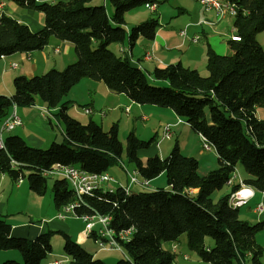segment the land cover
<instances>
[{
    "label": "trees",
    "instance_id": "16d2710c",
    "mask_svg": "<svg viewBox=\"0 0 264 264\" xmlns=\"http://www.w3.org/2000/svg\"><path fill=\"white\" fill-rule=\"evenodd\" d=\"M10 1L41 11L44 25L31 31L17 19L0 15V58L40 50L55 37L74 45L76 59L62 70L51 68L32 77L17 75L12 81L13 94L0 95V121L12 105L31 106L37 97L48 108L59 106L58 117L64 126L62 142H52L45 149L30 146L19 135L3 137L0 175L13 182L25 180L38 196L45 195L51 179L56 209L74 204L72 211L78 217L107 215L115 236L132 228L128 240L116 237L124 255L117 264H173L175 253L162 244L182 234L186 248L202 263L264 264V249L256 239L264 230V219L253 224L241 220L240 207L231 206L228 200L239 187L236 181L228 183L238 166L249 174L243 179L247 186L264 191V121L255 114V107L264 106V49L256 40V34L264 30V0H224L235 7L234 35L239 40H228V54H219L208 45L206 75L180 62L156 67L149 75L109 49L126 39L132 47L139 36L152 40L159 26L156 17L127 31L124 15L139 5L164 0H108L113 6L110 18L94 0ZM83 78L102 81L110 91L135 103L171 109L213 146L218 166L199 174L198 160L182 154L177 142L166 156L156 154L142 160L138 150L148 148L154 137L143 140L129 131L123 146L116 123L104 131L91 118L82 123L70 116L64 98ZM122 155L138 178L150 181L163 174L166 187L128 192L122 186L97 188L77 198L67 180L43 174L55 163L89 173L107 172L121 166ZM224 186L228 192L214 200L213 192ZM53 233L41 232L33 239L14 236L11 224L0 217V250L15 249L21 257V263L7 260L5 264H40L51 252ZM61 236L67 259L63 264H104L68 234ZM89 236L95 240L94 232Z\"/></svg>",
    "mask_w": 264,
    "mask_h": 264
},
{
    "label": "crops",
    "instance_id": "0c3cea01",
    "mask_svg": "<svg viewBox=\"0 0 264 264\" xmlns=\"http://www.w3.org/2000/svg\"><path fill=\"white\" fill-rule=\"evenodd\" d=\"M38 1L52 2L54 0ZM92 3L96 5H103L108 17H111L112 10L108 7V0H94ZM159 4L160 3L155 4L156 7L154 10L148 8L145 5L148 11L144 18L147 19L148 17H152L150 15L152 13L153 17H156L159 22V26L157 27L156 33L152 40H147L144 37L139 36L132 47H129L127 39L123 43L117 44L118 50L125 54L124 56L129 59L131 64L139 67L149 75H151L153 69L156 67H165L168 64L177 62H180L185 67L200 71V68H205L206 66V63L204 62L206 59L208 45L219 54H228L229 47L227 42L229 39H231L235 32V28L233 26L234 16L224 14L223 17L218 18L214 11L205 10L203 6H201L196 0H168L162 5ZM131 11L134 10L132 9L127 11L124 16L126 17L128 13L129 15L132 13L131 20H133L132 22L135 24L145 20L139 19L141 18L138 14L139 11ZM2 14L11 16L26 24L31 31H38L44 25V15L41 11L22 8L10 0H0V15ZM167 20L170 24L168 27L165 26L166 23H164ZM171 20L175 21L172 22ZM131 26L132 23H128L127 25V22H125L124 27H126L125 29L127 31ZM182 29H185L186 35L184 37L179 35V32ZM195 35H199V39L196 43H193L190 41V38ZM256 40L264 49V30L256 34ZM56 49L58 51H55ZM147 53L150 54L149 58L146 57ZM139 54H141L140 57ZM75 59L76 54L74 45L69 41L60 40L55 37H50L48 43L40 50L31 52H17L8 56H4L0 58V93L9 95L12 94V81L17 75L32 77L42 74L51 68L62 70L67 64L75 61ZM12 63H16V67L11 66ZM64 100L67 101L66 111L72 117L75 116L71 113L72 110L76 111V113L78 112V114L83 113V111L79 112L78 108H75L76 105L80 107H91L93 110L91 115L95 114L100 118V120H103L108 116L107 111L110 108L111 110L109 111L113 112L114 109L122 108V106H124V110L125 108H128V113H125L126 115H128L132 109H136L142 113V118L146 121H148L149 118L145 115V113H153L158 117V126L154 127L155 136L156 134L158 135V132H161L162 134L165 124H170L172 128L174 124L179 125L183 123L182 121H179L180 118L177 117L169 108L135 103L122 93H113L102 81H94L89 78H83L78 83H76L65 96ZM111 102H114L115 104L113 107H110L112 106L110 105ZM260 109H264V106L255 107V114L259 119L264 121V110ZM58 111L59 106L48 108L45 103L36 97L33 105L24 107L18 106L16 108V113L21 120V124L15 127L13 130L6 132L5 136L15 134L21 136L32 147L45 146L51 138L50 134H52L54 126H58L61 131L63 130L64 126L58 117ZM99 112H103V115H101ZM91 115L89 118H92ZM110 118H112L110 119V122H114L113 116ZM171 130L172 129H170V132ZM197 135L200 136L199 134ZM162 138L163 135L161 136V139ZM151 144L149 145L150 150L142 153L141 155H139L141 149L138 150L137 154L142 160H145L147 157L156 154L160 157L165 156L164 154H161L157 142L154 145ZM120 164L121 166L118 167H125L123 162ZM214 166H218L217 157L216 163L214 162ZM132 168H134L133 165ZM211 168L213 169L215 167ZM109 170L107 172L115 179L116 184H103L102 188L104 190H112L117 186L125 187L127 185L128 180H126V176L124 182H122L124 177L121 179V176L119 177L118 175H114ZM162 175L163 174H161L159 177ZM247 177H249V175ZM152 181L154 180H150V182ZM20 184L11 181L6 175H0V189L3 190L2 193L8 190L11 185H14L15 188L18 189L21 187ZM132 186L130 189H133ZM29 191L31 190L29 189ZM1 197L2 195H0V214H4L2 213L3 211L8 212L10 209L7 208L6 202H4ZM254 198H258V202L256 204L260 202L263 204L262 198H264V191L262 194H260L254 190V195L249 201ZM255 207L253 209V214L256 216V219L261 220L264 216V204L261 211H256ZM55 210L56 213L51 215V218L43 217L41 219H37V217H30V220L33 218L37 221L35 222L37 224L34 225L31 223H22V221H19L18 219L8 221L11 224V234L21 235L23 237L27 236L29 238L35 234H38L39 232H44L46 227H50L53 229L62 230L71 237L75 236L77 239L76 242L79 244H82L81 242L86 238H92L86 233L85 222L81 217H78L71 211H64L63 208H55ZM59 214H61L63 217H60ZM44 218H46L47 221H45ZM97 227L98 225L96 224L94 229H97ZM261 236L264 237V230L261 232ZM170 245V250H173V247L175 246L177 249L175 250L178 252L175 253L176 257L174 264H197L194 262H200L198 259L190 258L188 252L191 251L186 248L185 234H182L178 240L171 242ZM100 251L107 250H100L97 247V249L91 252L93 253L94 257H97L98 252ZM9 254L10 253L6 252V254H2V256H0V264H5V261L8 260L7 258ZM11 256L20 257L19 254L14 252H12ZM53 256L54 255L50 252L45 258H48L49 262L53 259ZM184 256H187L188 258L185 259ZM16 260L20 261V259Z\"/></svg>",
    "mask_w": 264,
    "mask_h": 264
},
{
    "label": "rangeland",
    "instance_id": "374dc122",
    "mask_svg": "<svg viewBox=\"0 0 264 264\" xmlns=\"http://www.w3.org/2000/svg\"><path fill=\"white\" fill-rule=\"evenodd\" d=\"M167 1L168 0H165V2H167ZM165 2L162 1V2H160L159 5H162ZM108 7L113 11V6L111 5V3L108 4ZM133 10L134 11H131V12H135V10L139 11V13H138L139 17H141L139 19H146L144 17L146 15L148 9L146 8L145 5H139L138 7H136V9L134 8ZM131 14L132 13H130V15H129V13H128V15H126V17L124 16V19H125V22H127V25H128V23H132V25L134 23V22H132L133 20H131ZM150 15L153 17L152 13ZM173 21H175V20H173ZM109 22H110L112 27L116 26L112 20L109 19ZM164 23H166L165 26H167V27L170 26V24L168 23V20L165 21ZM134 25H135V23H134ZM117 46H118L117 44H112L109 46V49L112 52H114L116 55L121 56L122 58L125 57L124 56L125 54L122 53L121 51H119ZM228 53H229V48H228ZM141 54H142V52H141ZM141 54H139V57ZM204 63H206V59H205ZM199 72L202 75H206V69L205 68H200ZM150 81H151V79H150ZM152 83L155 84L154 82H152ZM12 94H13V92H12ZM12 94H10V95H12ZM0 95L8 96L9 94L0 93ZM110 105H112L110 107H113L115 104H114V102H111ZM75 108H78L79 112L83 111V107H80L78 105H76ZM123 108H124V106H122V108H116L113 110V112L109 111V110H111V108H110L107 111L108 116L106 118H104L103 120H100V118L98 116H96L95 114H93V115L90 114L92 117L91 119L94 120L95 122H97L102 127V129L104 131H107L110 128L112 123H116L117 127H118V137H119L121 143L123 144V146L125 145L126 135L129 131H132L137 137H139L140 139H143V140H149L155 136L154 127L158 126V124H157L158 123V117L155 114L146 112L145 115L149 118V120L146 121L142 118V113L139 112L138 110L132 109L130 111V113L128 115H126L125 114L126 112ZM260 110H264V109H260ZM71 113L73 115H75L74 118L80 120L82 123H86L90 117V115H88V114H85V113L78 114V112L76 113V111H73V110L71 111ZM111 116H113L114 122H110L111 121L110 119H112V118H110ZM171 129H172L171 130V132H172L171 136L166 137V138L163 137L162 139H161V136H162L161 132H158V135L156 134V136L153 140V143L151 145H154L157 142L158 148L160 149L161 154H164L166 156L168 154V152L170 151V149L175 144V142H177L182 154L191 155V156L195 157L197 160H199V164H198L199 174H204L208 171V169H212L211 167H216V166H214V162L216 163L215 151L204 150L202 148V140H201L200 136H198L195 132H193L187 123L183 122L179 125L174 124V126ZM5 134H6V132L3 133V136H5ZM50 136H51V138L45 146L43 145L42 147H34V148L45 149V148L49 147V145L52 142H57V143L62 142L63 130L61 131V129L58 126H54L53 132H52V134H50ZM148 150H150V147L141 149L139 152V155H141L142 153H145ZM121 160L125 164V167L121 168L118 166H113L110 168L109 171L111 173H113L114 175H118L119 177L121 176V179L124 177V179L122 181V182H124L125 176H126V180L128 178V172H131L135 176H136V174H135V172H133L132 165L127 163L124 155H122ZM237 172L239 173L241 178H243V179L248 178L247 176L249 174L247 172H245L242 169V167L238 166ZM160 175H158L156 178H154L153 179L154 181H152V182L149 181V187L142 188V187H139V185L137 186L134 184L132 186V188H133L132 190L133 191H150V190L152 191L156 188L165 187V185H166L165 175H162L161 177H159ZM20 186L21 187L17 189V188H15L14 185H11V187L8 190H6L4 193H2L3 190L0 189V195H2L1 198L4 200V202H6L7 208L10 209L8 212L3 211L2 213H4V214H0V217L8 219L7 221L18 219L19 221H22V223L23 222L26 224L31 223L32 225H34V224H37V223H35L37 221L33 218L30 220V217H34V218L37 217V219H41L43 217L51 218V215L56 213V210H55L53 202H52V194H51V190H50L51 179H48V181H47V191H46L45 195H43V196H38V195L36 196L34 193L29 191L28 185H27L25 180H22V183L20 184ZM227 192H228V187L224 186L221 190L214 191L211 197L214 200H216L219 196H221ZM256 192L262 194V192H260V191H256ZM262 201L264 204V198H262ZM257 202H258V198H254L251 201H249L247 204H245L244 206L240 207L239 208V214H238L239 218L241 220L246 221L249 224H253L256 221H259L258 219H256V216L253 214V211H254L253 209H254ZM5 214H8V215H5ZM262 219H264V216ZM44 220L47 221L46 218H44ZM46 231L54 232L51 236V239H50V243H51V247H52L51 253L54 255L53 258H56V257L58 258V257L64 256L63 249H62L63 239H62L61 233H65V232L62 230L53 229L50 227H46L44 229V232H46ZM38 234H35V235L29 237V239H33ZM12 235L21 236V235H16V234H12ZM24 237H27V236H24ZM70 238L75 242L77 240L75 236L74 237L70 236ZM256 239H257L258 243L261 245V247L264 249V237L261 236V233H259L257 235ZM76 243H78V242H76ZM81 243L82 244H79V243L78 244L81 247L87 249L88 251H94L95 249H97L96 243L94 242V240L92 238H86ZM170 244H171V242H166V243H163L162 246L164 248L169 249L171 246ZM176 250L175 251L172 250V251L174 253H178ZM6 252L10 253L8 255V258H7L8 260L17 261L16 259H20V261L18 263H21V257L11 256L12 252L19 254L17 250H15V249L0 250V256H2V254H6ZM188 254H189L191 259H197L196 255L194 253L188 252ZM175 257H176V254H175ZM96 258L103 261L104 264H117V261L121 258H124V255H123L122 251H100V252H98V256ZM47 262H48V258H45L41 262V264H47ZM194 263L205 264V263H200V262H194ZM173 264H174V262H173Z\"/></svg>",
    "mask_w": 264,
    "mask_h": 264
},
{
    "label": "built area",
    "instance_id": "2783aa9c",
    "mask_svg": "<svg viewBox=\"0 0 264 264\" xmlns=\"http://www.w3.org/2000/svg\"><path fill=\"white\" fill-rule=\"evenodd\" d=\"M205 10H212L216 13V10H225V14L227 13H236L235 7L228 5H219L217 0H196ZM147 7H156V5L153 4H147ZM179 35L181 37H184L186 35L185 29L180 30ZM233 40H239V37L233 35L231 37ZM199 39V35H195L190 38V41L193 43H196ZM55 51H58L57 49ZM150 55V54H148ZM11 66L16 67V63H12ZM92 108L88 106H83V113L85 114H91ZM126 114L128 113V108L125 109ZM101 115H103V112H99ZM179 121L184 122L183 120L179 119ZM21 124V120L18 117L16 113V106L12 105L10 108L9 113L7 116H5L0 125V148L3 147V133L13 130L15 127L19 126ZM171 125L165 124L163 127L162 135L163 137H170L171 132ZM202 140V148L206 151L213 150V146L204 138L200 137ZM46 176H55L60 177L65 180H67L71 186V189L74 191L77 198H80L83 195V187H86V184H93L94 190L97 188H102L103 184H116L115 179L108 173V172H102V173H89L85 172L83 170H80L78 167L74 165H65L60 163L53 164L48 170H45L43 172ZM132 174L131 172H128V182L127 185L124 187V190L130 189V187L134 184L139 185L142 188L149 187V181L140 179L137 176V173ZM237 171L232 174L231 178L228 180V183H230L233 180H237ZM22 179H18L16 183H21ZM113 190V189H112ZM230 195L236 196V203H230L233 207H242L245 204L248 203V201L253 197L254 193H250L249 191H233L230 193ZM74 204L69 205V209H63L64 211H72ZM263 209V204L260 202L256 204L255 210L261 211ZM60 217H63L61 214H59ZM81 218L85 222V231L88 235H90L92 232L95 233V243L97 244L98 249L100 250H116V251H122L121 245L116 239H120V231H128V237H130V231L129 228L120 230L117 233V236H115L114 231L109 226V216L107 215H100V214H92V215H83ZM98 225L97 229H94L95 225ZM121 240V239H120ZM175 246L173 247V250L175 251ZM185 259L187 256H184ZM66 257L64 258V263L66 262ZM57 261H49L47 264H56Z\"/></svg>",
    "mask_w": 264,
    "mask_h": 264
},
{
    "label": "bare ground",
    "instance_id": "6f19581e",
    "mask_svg": "<svg viewBox=\"0 0 264 264\" xmlns=\"http://www.w3.org/2000/svg\"><path fill=\"white\" fill-rule=\"evenodd\" d=\"M217 1H218L219 5H228L229 4V6H233L232 4H230V3H228V2H226L224 0H217ZM148 8L154 10L155 7H148ZM224 14H225V10H216V13H215V15L218 18L223 17ZM227 14H229L231 16L235 15V13H227ZM146 57L149 58L150 55H148V53H147ZM133 172L136 173L134 168H133ZM233 181H236L239 184L238 189H236L235 191H245V187H246V191H249L250 193H254V189L249 187V186H247L243 182V179L239 176V174L237 175V180H233ZM93 190H94V185L93 184H86V187H83V194H88V193L92 192ZM128 190L130 191V189H126V192H128ZM228 200H229V203H236V196L229 195ZM63 209H69V205L63 207ZM129 231H130V236H131L132 228H129ZM129 238L130 237H128V231H120V239L121 240L126 241ZM64 258H65V256L58 257V258L56 257V258H53L51 261H57L56 264H63L64 263Z\"/></svg>",
    "mask_w": 264,
    "mask_h": 264
}]
</instances>
